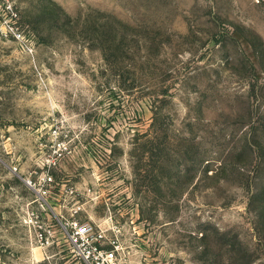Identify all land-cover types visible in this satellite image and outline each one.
<instances>
[{
    "label": "rangeland",
    "instance_id": "rangeland-1",
    "mask_svg": "<svg viewBox=\"0 0 264 264\" xmlns=\"http://www.w3.org/2000/svg\"><path fill=\"white\" fill-rule=\"evenodd\" d=\"M9 1L0 264H82L30 180L119 264H264V0Z\"/></svg>",
    "mask_w": 264,
    "mask_h": 264
},
{
    "label": "built area",
    "instance_id": "built-area-1",
    "mask_svg": "<svg viewBox=\"0 0 264 264\" xmlns=\"http://www.w3.org/2000/svg\"><path fill=\"white\" fill-rule=\"evenodd\" d=\"M18 17L13 5L9 0L0 2V25H9L10 20L13 21ZM10 19V20H9ZM13 32L14 27H10ZM19 34V33H14ZM21 36V34H19ZM44 172L49 175V179L45 180L53 181L50 176V171L55 168V149L53 152L43 159ZM34 190L39 194L38 207L33 210L30 214L32 220L35 222V239L45 245L48 243L50 236L53 235L52 231L49 230L52 227V223L49 222H60L63 230L66 231L71 244L74 247L75 252L79 256L82 264H119L117 251L118 247H115L116 243L114 240L108 239V230L103 228L101 225H97L91 221H83L79 219L76 214L79 213L81 208L75 211L70 217L60 216L55 214L54 208L51 203L52 195L51 190L46 186H52L51 184H41L33 186ZM71 194H74V190H71ZM54 219V220H53ZM115 232V230H113ZM113 232V233H114ZM116 236V235H115Z\"/></svg>",
    "mask_w": 264,
    "mask_h": 264
}]
</instances>
